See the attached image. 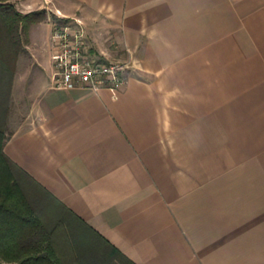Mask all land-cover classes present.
Returning <instances> with one entry per match:
<instances>
[{"label": "crops", "instance_id": "0c3cea01", "mask_svg": "<svg viewBox=\"0 0 264 264\" xmlns=\"http://www.w3.org/2000/svg\"><path fill=\"white\" fill-rule=\"evenodd\" d=\"M16 7L47 18L5 153L137 264H264V0ZM52 18L121 56L126 84L53 87Z\"/></svg>", "mask_w": 264, "mask_h": 264}, {"label": "trees", "instance_id": "16d2710c", "mask_svg": "<svg viewBox=\"0 0 264 264\" xmlns=\"http://www.w3.org/2000/svg\"><path fill=\"white\" fill-rule=\"evenodd\" d=\"M46 18L45 9L24 13L13 2L0 0V91H9L31 25ZM2 112L3 105L1 117ZM6 138L0 126V264H94L97 253L102 264L117 257L122 264H137L21 169L4 151ZM25 180L53 205V213L37 210Z\"/></svg>", "mask_w": 264, "mask_h": 264}, {"label": "built area", "instance_id": "2783aa9c", "mask_svg": "<svg viewBox=\"0 0 264 264\" xmlns=\"http://www.w3.org/2000/svg\"><path fill=\"white\" fill-rule=\"evenodd\" d=\"M76 22L80 23L79 20ZM52 42L53 87L67 88L78 84L92 89H120L126 84L127 63L92 57L83 29L71 19L53 22Z\"/></svg>", "mask_w": 264, "mask_h": 264}, {"label": "rangeland", "instance_id": "374dc122", "mask_svg": "<svg viewBox=\"0 0 264 264\" xmlns=\"http://www.w3.org/2000/svg\"><path fill=\"white\" fill-rule=\"evenodd\" d=\"M13 2L15 5L20 2L21 0H4ZM20 6H22V2L20 3ZM52 17V16H51ZM54 19V18H52ZM57 20V19H56ZM55 19L53 21H56ZM68 20V19H63ZM61 21V20H57ZM61 21V22H62ZM24 58V61L19 62V58ZM17 61V67L16 72L13 77L12 84L9 88V91L4 93L0 91V106H4L5 108V114L2 112V117L0 116V126L3 128L6 134H9L12 129V123L15 120H19L25 117V114L27 113L28 107L30 105V88L25 85V79H27V68L31 67V60H29L27 51L20 54ZM107 59H117L124 61L121 56L119 55H112L107 57ZM20 63V65H19ZM3 108V107H2ZM28 184L25 188V191L37 210H40L41 212L45 214L53 213L54 208H51L53 205H49L46 199H41L39 197V193L37 192L35 186L27 180H25ZM36 190V191H35ZM63 241V238H62ZM64 243V242H63ZM61 250H64L62 246H60ZM98 255V253H97ZM97 255H93L94 264H102V261L98 258ZM120 258L117 257L113 263L110 264H122L120 262Z\"/></svg>", "mask_w": 264, "mask_h": 264}]
</instances>
